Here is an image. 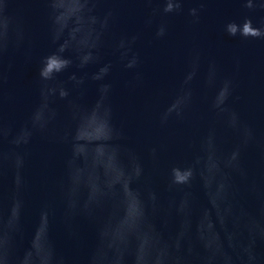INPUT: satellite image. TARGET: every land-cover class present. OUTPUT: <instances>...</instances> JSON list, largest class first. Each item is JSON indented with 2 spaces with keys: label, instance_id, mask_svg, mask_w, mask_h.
<instances>
[{
  "label": "water",
  "instance_id": "water-1",
  "mask_svg": "<svg viewBox=\"0 0 264 264\" xmlns=\"http://www.w3.org/2000/svg\"><path fill=\"white\" fill-rule=\"evenodd\" d=\"M178 2L98 0L104 28L75 0L56 25L49 0H0V264H264V38L225 32L264 30V0ZM61 45L72 65L40 79ZM208 141L222 163L238 152L229 196L211 166L190 198L168 191Z\"/></svg>",
  "mask_w": 264,
  "mask_h": 264
},
{
  "label": "clouds",
  "instance_id": "clouds-1",
  "mask_svg": "<svg viewBox=\"0 0 264 264\" xmlns=\"http://www.w3.org/2000/svg\"><path fill=\"white\" fill-rule=\"evenodd\" d=\"M98 2V0H75V3L77 5V13L81 19H88L93 24H100L104 28H107V20L106 18L104 20H101L100 17H98L95 14V7L94 5ZM50 7L53 10L54 13V19L53 23L56 25L59 12L57 10V0H49ZM245 7L251 9L253 7L251 0H247L245 3ZM180 9V3L173 2V0H165V6L163 8V12L165 14L172 13L174 11H178ZM196 10L192 9L190 10V15H195ZM225 32L230 37H236L239 35L241 38H264V30L259 28H254L252 26V22L249 19H245L242 24H237L236 22H229L225 25ZM157 37H162L164 35V29L160 28L157 33ZM123 45L121 44V47ZM66 51V46L61 45L55 52L51 53L50 55L46 56L42 61V66L39 69L38 75L40 79L42 80H51L54 78V76L64 72L66 69H68L73 61L70 58H67L63 55V53ZM94 62V57L91 52H88L84 59L81 61L79 67L84 68L90 63ZM135 65V60L130 61L128 64H126L127 68H132ZM98 73H102V75H99ZM98 73L93 75V80H98L103 76H106L108 74V67L104 66L98 70ZM70 80H76V76L72 75L69 77ZM188 79H191V76L188 77ZM77 83H83L82 80L77 81ZM104 92L107 91V86H104L102 88ZM227 92V86H225L218 96V103L222 102L223 99L226 97ZM59 96L61 99H64L68 96V92L61 88L59 91ZM178 103V102H177ZM218 106V105H217ZM177 107V104H174L172 108L169 109V112L173 111ZM179 113H177L178 115ZM105 125L107 127V123L105 121ZM109 138V137H108ZM77 142H81L78 140V137L76 135L75 137ZM77 147H74L73 149V155L75 157V150ZM202 151L205 153L203 158L197 157L195 161L185 164V165H176L169 169L168 176H167V190H184L186 192L187 197H191V189L193 187V184L197 181L198 177L201 180L202 187L203 184V178L204 173L207 171L209 166H211L214 171L222 176V181L219 184V189L222 191L224 196H229L230 190H231V183L229 182V177L227 174L223 171L225 168H235L237 166L238 162V152H232V154L227 158L226 161L223 163L217 158L211 142L208 141L206 144L202 147ZM127 169H125V172ZM141 175V168L139 164L135 165V178L139 179ZM132 181L129 179V187L131 185ZM149 201L155 202L156 195L155 193H149L148 196ZM137 202L139 206V210L141 213L142 218L147 221V211L144 207V202L142 199V196L137 194ZM183 203L186 208H189L190 200L185 199L183 200ZM176 212L178 215H182L183 212L181 209L177 208Z\"/></svg>",
  "mask_w": 264,
  "mask_h": 264
}]
</instances>
